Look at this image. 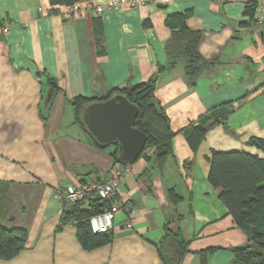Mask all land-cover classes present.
I'll use <instances>...</instances> for the list:
<instances>
[{
  "label": "crops",
  "instance_id": "0c3cea01",
  "mask_svg": "<svg viewBox=\"0 0 264 264\" xmlns=\"http://www.w3.org/2000/svg\"><path fill=\"white\" fill-rule=\"evenodd\" d=\"M109 2L82 0L81 14L67 20V6L50 0H0V224L29 234L26 249L0 264H164L159 248L170 231H181L188 244L180 264H234L232 249L249 238L210 184L209 158L245 151L264 159L249 145L264 140V27L255 8L251 0H156L114 9ZM187 11L188 28L202 33L199 52L212 63L194 87L183 65L168 69L173 31L166 20ZM95 18L103 25L102 55ZM155 76V96L176 133L172 152L163 169L154 150L131 164L118 190L131 210L117 214L108 243L86 251L75 223L59 228L55 191L105 180L116 163L114 146L95 147L75 122L72 100L99 99ZM224 105L232 108L227 126L211 129L193 153L181 130ZM172 188L183 197L178 206L169 201Z\"/></svg>",
  "mask_w": 264,
  "mask_h": 264
},
{
  "label": "trees",
  "instance_id": "16d2710c",
  "mask_svg": "<svg viewBox=\"0 0 264 264\" xmlns=\"http://www.w3.org/2000/svg\"><path fill=\"white\" fill-rule=\"evenodd\" d=\"M80 1L82 0H50L53 6H70ZM252 9L251 7L249 13H252ZM189 17L190 12L187 11L169 16L166 20V24L173 31L167 48L170 60L168 69L178 64L183 65L185 80L189 86L194 87L212 63L201 56L199 45L202 33L188 28ZM94 35L98 54L102 55L104 53V37L100 18L94 19ZM161 71L163 68L159 69V73ZM47 79V81L53 80L49 77ZM157 80V76H155L146 83L126 86L123 89L114 88L99 99L77 96L72 100L75 122L86 131L95 147L105 150L114 146L111 157L115 163H122L118 159L117 144L105 146L94 138L84 124L83 109L91 103L106 101L117 93L123 94L131 103L138 106L139 115L135 127L148 136L146 147L139 159L154 150L159 167L163 169L166 157L172 152V141L176 133L173 132L170 120L155 96ZM231 113L232 108L224 105L182 129L180 133L185 136L191 151L197 153L211 129L219 125L227 126ZM249 145L256 146L264 152L263 139L252 138ZM159 146L166 148L167 153L160 155ZM124 164L131 165L133 163ZM191 164L192 161L187 163V166ZM209 164L208 179L210 184L227 207L228 213L232 216L237 227L243 230L249 238V245L232 249L234 264H264V159L245 151H213L209 158ZM150 173L147 169L144 174L150 178L152 176ZM182 200L183 197L174 188L169 190V201L173 205L178 206ZM81 205V203L74 204L63 209L59 228L70 222L75 223L78 241L83 249L92 251L110 241L108 234H94L89 225L90 218L103 212L106 204L99 198H95L90 201L87 207L83 208ZM28 236V231L24 228H8L0 224V260L10 261L19 256L26 249ZM187 245L181 231L167 232L159 248L163 263L180 264L187 252Z\"/></svg>",
  "mask_w": 264,
  "mask_h": 264
},
{
  "label": "built area",
  "instance_id": "2783aa9c",
  "mask_svg": "<svg viewBox=\"0 0 264 264\" xmlns=\"http://www.w3.org/2000/svg\"><path fill=\"white\" fill-rule=\"evenodd\" d=\"M156 0H110L107 7L114 9L120 6H128L130 8H139L146 6L150 2ZM167 1V0H165ZM255 8V21L258 25L264 27V0H251ZM43 12V9L40 8ZM95 15L102 11L101 6L92 7ZM82 9L79 3L67 6L64 16L67 20L72 19L76 14H81ZM52 15V10L49 13ZM8 32V28H4ZM131 174V165L124 163H116L112 168L111 174L105 180L91 181L85 180L80 184L70 183L58 188L55 191L54 198L61 204L62 209L74 204H86L95 198L102 200L106 207L103 212L92 216L89 220L91 231L95 233L109 234L115 230V218L120 212H129L131 206L124 202L118 195L119 187L124 178ZM63 211V210H62ZM128 229H132L131 223L127 224Z\"/></svg>",
  "mask_w": 264,
  "mask_h": 264
},
{
  "label": "water",
  "instance_id": "95a60500",
  "mask_svg": "<svg viewBox=\"0 0 264 264\" xmlns=\"http://www.w3.org/2000/svg\"><path fill=\"white\" fill-rule=\"evenodd\" d=\"M54 90L55 87L50 89L45 105L50 104ZM138 115V106L121 93L106 101L91 103L82 112L86 129L99 143L117 144L118 159L122 163L136 162L146 147L148 136L135 127ZM158 152L162 155L167 149L159 146Z\"/></svg>",
  "mask_w": 264,
  "mask_h": 264
}]
</instances>
